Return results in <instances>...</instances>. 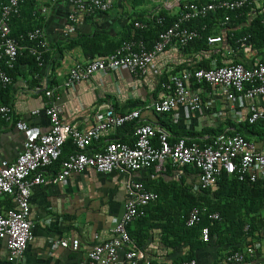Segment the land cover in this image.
I'll list each match as a JSON object with an SVG mask.
<instances>
[{"label":"built area","instance_id":"2783aa9c","mask_svg":"<svg viewBox=\"0 0 264 264\" xmlns=\"http://www.w3.org/2000/svg\"><path fill=\"white\" fill-rule=\"evenodd\" d=\"M63 1L70 10L66 15V29L76 20L77 15L92 16L103 13L111 6L112 0H50ZM254 0H162L155 11L166 9L175 11L167 25L164 16L152 12L148 20H133L134 30L147 29L148 25L158 28L151 46L146 47L140 38L129 36L105 55L88 58L85 62H74L62 75L60 84L45 86L43 95L45 105L42 108L48 121V128L35 136L27 135L15 159L0 162V197H8L12 206L0 213V240L7 250L8 264H23V254L27 243L32 239L29 215L30 187L39 184L62 183L70 174L79 173L87 168L102 174L118 170L129 174L134 171L153 167L164 171L167 167L188 166L197 172L199 189L213 188L221 173L228 178L249 183L259 182L264 196V148L238 132L228 133L222 130L213 133L205 142L188 139L184 135L171 136L167 129L158 124L139 121L138 108L115 113L108 103H100L93 113V124L86 128H78L75 124L65 123L60 114L62 105L57 101L58 88H68L93 74L125 70L135 78L143 77L153 59L166 47L184 49L190 42L202 39L206 24L188 25L193 20H203L217 11L225 14L221 18V27L230 22L229 13L237 12ZM23 0H0V87L8 86L12 79L7 73L14 67L17 56L25 51L33 57L36 64L42 67L43 55L48 48V41L43 26L26 30L17 38L10 35L9 23L19 15ZM252 9V8H251ZM43 7L41 11H44ZM36 13V12H35ZM264 24V15L261 18ZM206 45L222 41L219 34L204 36ZM241 53L252 51L246 36L235 39ZM260 57H254L248 66L231 61L217 65L215 60L208 67H186L170 73L160 83L163 96L143 106L156 114H172L177 108L185 112L207 111L208 105L198 92L192 91V85L206 84L217 87L221 95L229 103L244 100L260 99L264 101V64ZM34 109L30 114L37 113ZM238 113V112H237ZM240 115V113H238ZM0 120L12 122L11 107L0 102ZM264 120V112L251 105L245 117L251 125ZM131 125L130 140H102L106 132L113 128ZM13 126L25 133L28 124L22 120L13 121ZM72 144L70 152L62 155L67 141ZM59 160L57 170L46 175V169ZM125 200L121 216L111 227V236L106 240L94 243L86 253L90 264H135L143 260L139 249L133 244L127 226L143 214L144 208L157 200L156 192L146 188L139 180L127 178L123 184ZM264 205V202H263ZM204 207L192 206L185 218L186 227L196 226ZM206 217L212 221L220 219L217 212H210ZM244 232L248 225L242 226ZM200 239L208 241L206 226L199 228ZM57 244L67 247L69 241L60 239ZM72 249L77 247V240L71 239ZM259 247L258 241L252 240L239 249L227 251L215 264H239L253 258ZM122 257H118V252ZM148 264V261H144ZM180 264H194V260ZM251 264H264L254 260Z\"/></svg>","mask_w":264,"mask_h":264},{"label":"crops","instance_id":"0c3cea01","mask_svg":"<svg viewBox=\"0 0 264 264\" xmlns=\"http://www.w3.org/2000/svg\"><path fill=\"white\" fill-rule=\"evenodd\" d=\"M161 2L162 0H112L110 8L103 13L92 16L78 14L67 30L66 15L70 10L68 4L63 1L52 3L50 0H37L34 8L35 23L43 26L46 33V60L38 74L31 75L25 66H18L11 83L5 88L2 98L11 107L12 120L25 121L28 132L25 135L17 130L13 121L0 120V162L13 161L27 135L35 136L47 130L48 121L42 111L45 105V86L60 84L62 75H57L58 71L65 72L74 62H85L88 59L80 45L65 49L69 41L81 36L90 42L98 41L100 45L118 44L137 31L131 27L133 20H148V15ZM263 2L254 0L250 6L252 9L233 18L235 25L229 23L221 27V19L211 24L209 34L221 35L220 43L206 45L204 48H195L193 44L187 45L186 49L166 47L153 59L143 77L135 78L125 70L110 71L93 74L68 88H58L57 101L62 105L61 120L75 124L78 128L89 127L93 124L96 106L108 103L115 113L138 108L139 121L161 125L171 136L182 134L188 139L204 142L218 130H226L228 133L238 132L244 135L259 149H263L264 120L251 125L245 121L251 105L264 112V101L260 99L229 103L217 87L201 84L192 85L191 90L199 93L208 105L207 111L188 113L179 107L175 118L171 113L156 114L143 108L163 96L159 85L163 75L192 67L194 63L209 64L215 60V63L222 65L238 61L248 66L258 56L264 64V47L252 48L248 53H241L239 50L236 52L231 50L225 34L246 26L256 10L259 13L262 11L260 7ZM43 7L45 10L41 11ZM154 13H163L172 18L175 11L162 9ZM34 109L38 112L30 114ZM130 137L131 125H125L108 130L102 140L127 141ZM52 173L50 168L46 169L47 176ZM127 178L139 180L146 188L156 190L159 194L157 202L149 203L143 214L127 227L130 239H138L142 243L137 249L143 260H137L135 264H144L146 260L154 264H180V257H184L185 261L190 254L194 264H215L230 251L226 244L216 243L214 237L207 242L201 240L198 247L190 248L180 240L177 233L172 234L170 229L168 242L164 244L161 240L164 232L155 224L166 222L165 211H168L169 216L172 215L174 207L171 203L180 205L186 195L199 193L197 172L193 168L174 166L158 171L149 167L129 174L118 170L102 174L87 168L70 174L62 183L30 187L28 218L32 224V239L24 250L23 264H90L86 259L87 251L94 243L110 238V229L121 216L125 200L123 184ZM6 207V198L0 197V213ZM235 221L237 225H251L247 234L241 229V238L236 231L233 234L231 228V249H239L252 240L259 243L253 258L239 264H251L254 260L264 262V205L261 204L256 212L248 213L239 208ZM60 239L68 240V246H59L57 241ZM71 239L77 240L75 249L71 248ZM118 257H122L121 251L118 252ZM0 264H8L7 250L1 240Z\"/></svg>","mask_w":264,"mask_h":264},{"label":"trees","instance_id":"16d2710c","mask_svg":"<svg viewBox=\"0 0 264 264\" xmlns=\"http://www.w3.org/2000/svg\"><path fill=\"white\" fill-rule=\"evenodd\" d=\"M35 3H37V0H23L19 15L13 17L9 23L11 36L17 38L18 35L23 34L26 30H29L36 26H40L37 22L35 23L36 21V17L34 16L35 14L34 8L36 6ZM250 6L251 4L244 6L242 9H240L237 12L229 13L230 15L229 23H231V25L232 24L235 25V23L233 22L234 20L233 18L242 14L243 11L251 9ZM260 9L262 11H260L259 13V11L256 10L255 14L251 17V19L249 20L246 26H242L238 28L237 31L234 32L232 31L225 32L231 50L238 52V46L237 43L235 42V39L242 36H246L247 42H249L253 48L260 49V47H264V24L261 22V18L264 15V2L263 5L260 7ZM224 14L225 13L222 11H217L214 14L207 16L203 20L196 19L188 23V25L191 26L194 24L200 25L201 23H205L207 26L206 30L202 32L203 38L194 40L190 42L188 45L193 44L195 48L206 47L204 36L209 34L210 32L209 26L211 24L216 23L219 19L223 17ZM161 15L164 16L163 13H161ZM164 19H165L164 25H167L172 18H168L164 16ZM159 29L160 28L156 26L148 25L147 29L135 31L134 34H132V37L142 39L145 43V46L148 48L151 46L152 40L155 38L157 30ZM118 44L111 45L110 43H104L103 45H100L98 41L90 42L89 39H87L86 37L79 36L77 39H72L71 41H69L64 48L70 49L75 45H80L83 54L86 55L88 58H92L95 55H105L109 53L110 51H112L114 46H117ZM186 47L187 46H185L184 49H186ZM43 58L45 63L46 54L43 55ZM44 63L42 67L38 66L34 61L33 57L29 56L25 51H21L16 58L14 67L11 70H8L7 73L12 79L13 73L16 71L17 67L22 65L25 66V68H27L28 72L31 75H33L34 73L38 74L40 72V68L44 67ZM208 66H209L208 63H204V64L194 63L192 65L193 68H198V67L205 68ZM165 76L166 75H163L161 81L164 79ZM6 87L7 86L0 87V102L2 103H5V100L2 98V95L5 92ZM218 132H220V130H218ZM206 141L207 140H205V142ZM71 149H72V144L68 140L63 146L62 155H65L66 153L70 152ZM58 164H59V160L55 161L48 168H50L54 173L58 168ZM154 191L159 196L158 191L156 190ZM5 198H6L7 207H11L12 204L10 199L8 197ZM263 201H264L263 191L260 187L259 182L249 183L246 181H238L234 177L228 178L224 173H221V175L218 177L216 181L215 187L208 189H199V193H197L196 195L193 194L186 195L184 197L183 203L180 205L175 202L171 203V205L174 207L173 208L174 211L172 215L169 216L168 211H165L166 222L160 224L156 223L155 225H157L161 229V231L164 232V234L161 236V240L164 244L168 242V232H169L168 229H170V232H172V234L177 233L180 240L186 242V244L189 245L190 248L198 247L201 242L199 236V228L206 226L208 230V236L210 239L214 237L216 243L226 244V246L230 247V251H233L235 249H231L233 248L231 247V228H232V233L234 234L233 231H236V234H238V236H240L241 238L242 236L241 229L242 226L244 225L242 223L238 225L236 224L235 219L237 217V211L239 210V208H241L244 213L256 212L258 208L261 206V204H263ZM154 202H157V200ZM192 206L204 207L206 212L204 213V215H201L200 221L196 226L186 227L184 225V218L188 210ZM210 212H217L219 214L220 219L218 221H212L208 219L206 217V214ZM250 225L251 224L249 223L248 231L250 229ZM247 233L248 232H246V234ZM133 244L137 248H139L142 245V243L139 242L138 239H135L133 241ZM191 258H192V254H190L187 258H185V261H188ZM183 259L184 257H180L179 260L183 261ZM148 264H154V263L148 261Z\"/></svg>","mask_w":264,"mask_h":264}]
</instances>
